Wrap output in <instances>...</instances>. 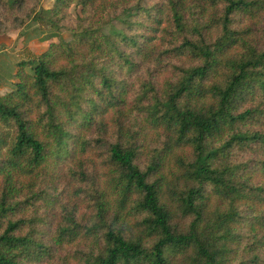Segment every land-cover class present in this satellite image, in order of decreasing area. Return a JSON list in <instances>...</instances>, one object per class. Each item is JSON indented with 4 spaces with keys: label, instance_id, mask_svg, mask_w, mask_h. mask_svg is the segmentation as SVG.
<instances>
[{
    "label": "trees",
    "instance_id": "1",
    "mask_svg": "<svg viewBox=\"0 0 264 264\" xmlns=\"http://www.w3.org/2000/svg\"><path fill=\"white\" fill-rule=\"evenodd\" d=\"M31 22L58 42L0 95V264H264V0H0V36Z\"/></svg>",
    "mask_w": 264,
    "mask_h": 264
},
{
    "label": "crops",
    "instance_id": "2",
    "mask_svg": "<svg viewBox=\"0 0 264 264\" xmlns=\"http://www.w3.org/2000/svg\"><path fill=\"white\" fill-rule=\"evenodd\" d=\"M45 8L49 9V7ZM31 26L32 28L23 36H0V95L7 94L15 88L18 65L22 62L34 61L45 51L48 40L56 38L28 33L32 29H44V31L45 28L49 29L38 23H32ZM42 32L43 30H40V34Z\"/></svg>",
    "mask_w": 264,
    "mask_h": 264
},
{
    "label": "rangeland",
    "instance_id": "3",
    "mask_svg": "<svg viewBox=\"0 0 264 264\" xmlns=\"http://www.w3.org/2000/svg\"><path fill=\"white\" fill-rule=\"evenodd\" d=\"M54 1L53 0H40V6H42L43 8H45V7L51 8L53 6ZM72 13H73L74 16H77L79 14V11L77 9H75V8H72ZM32 23L33 22L27 23V24H25L23 26L17 27L16 29L9 30L7 33H5L4 36H14V35L23 36V34L27 30H29L30 28H32V26H31ZM44 26H47V25H44ZM122 29H124V25L119 20L115 19V17H114L113 14L108 15V17L105 20L104 31L109 34V33H113V32H121ZM40 30H43L42 34H40ZM30 32H32V34H37V35H41V36H52L53 32H55V31L54 30L52 31L51 28L49 27V29L45 28V31H44V29H32L28 33H30ZM61 35H62L63 39L66 40V41H69L71 39V37H72V33L69 32L66 29H62L61 30ZM53 42H58V39L57 38H52V39L50 38V40H48V43H47L48 46L45 49V51L49 48V46ZM40 55L34 61H31V62H33V63L34 62H37L38 59H39V57H40ZM153 135L154 134H151L150 133L149 138L150 139H153ZM98 164L101 166L100 159L98 161Z\"/></svg>",
    "mask_w": 264,
    "mask_h": 264
}]
</instances>
